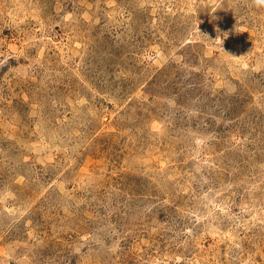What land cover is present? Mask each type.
<instances>
[{
    "label": "rangeland",
    "instance_id": "1",
    "mask_svg": "<svg viewBox=\"0 0 264 264\" xmlns=\"http://www.w3.org/2000/svg\"><path fill=\"white\" fill-rule=\"evenodd\" d=\"M0 264H264V5L0 0Z\"/></svg>",
    "mask_w": 264,
    "mask_h": 264
},
{
    "label": "clouds",
    "instance_id": "2",
    "mask_svg": "<svg viewBox=\"0 0 264 264\" xmlns=\"http://www.w3.org/2000/svg\"><path fill=\"white\" fill-rule=\"evenodd\" d=\"M254 4L256 5H264V0H253Z\"/></svg>",
    "mask_w": 264,
    "mask_h": 264
}]
</instances>
